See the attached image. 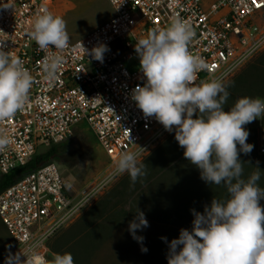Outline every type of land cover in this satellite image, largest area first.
Segmentation results:
<instances>
[{
	"label": "built area",
	"instance_id": "built-area-1",
	"mask_svg": "<svg viewBox=\"0 0 264 264\" xmlns=\"http://www.w3.org/2000/svg\"><path fill=\"white\" fill-rule=\"evenodd\" d=\"M113 16L64 50L39 49L28 33L37 14L53 13L52 0H0V47L23 61L34 79L30 101L23 111L0 128L14 142L0 151V174L29 161L40 147L69 140L85 125L107 159L104 175L79 193H71L56 163L45 164L0 192V223L11 237L10 255L25 252L30 244L48 252L49 240L71 223L120 174L115 161L126 151L142 158L166 133L155 117L146 118L132 100L144 86L140 66L130 70L125 62L138 54L135 45L154 28L166 27L173 17L189 23L195 38L193 55L208 67L194 82L213 79L222 83L264 47V0H109ZM106 45L103 62L87 55ZM60 56L55 82L44 79L42 65ZM263 151V149H262ZM85 193L89 203L85 202ZM26 258L21 255V261Z\"/></svg>",
	"mask_w": 264,
	"mask_h": 264
},
{
	"label": "clouds",
	"instance_id": "clouds-1",
	"mask_svg": "<svg viewBox=\"0 0 264 264\" xmlns=\"http://www.w3.org/2000/svg\"><path fill=\"white\" fill-rule=\"evenodd\" d=\"M28 35L41 50H64L69 43L65 20L47 9L37 14ZM195 35L189 23L173 17L166 27L150 30L135 45L146 82L133 90L132 100L146 118L155 117L166 131L175 132L184 157L200 170L205 183L224 186L228 193L226 199H213L203 213L192 210L191 231L181 229L179 238L170 242L168 264H264L261 171L257 168L245 179L244 163L239 159L240 153L253 150L246 143L249 131L244 126L264 118V98H239L226 112L230 93L221 81L194 83L197 73L208 67L203 57L189 51ZM83 49L101 63L109 50L106 45L94 47L91 53ZM61 64L60 56L48 57L42 65L44 79L55 82ZM33 84L23 61L0 47V122L25 109ZM13 142L10 132L0 128V151ZM139 157V152L126 151L115 161V170L127 173L133 184L146 175ZM84 195L81 208L90 200ZM136 212L129 232L142 243L144 238L136 231L149 225L144 213ZM39 248L30 244L25 252L9 255L5 264H74L71 253H52L48 259ZM21 255L26 259L21 261Z\"/></svg>",
	"mask_w": 264,
	"mask_h": 264
},
{
	"label": "rangeland",
	"instance_id": "rangeland-1",
	"mask_svg": "<svg viewBox=\"0 0 264 264\" xmlns=\"http://www.w3.org/2000/svg\"><path fill=\"white\" fill-rule=\"evenodd\" d=\"M52 2L53 13L65 20L71 41L83 38L114 14L109 0ZM125 66L135 70L140 66L139 57L125 62ZM223 84L230 93L226 112L239 98H264V47ZM244 127L249 131L246 143L254 146L250 153L239 156L244 163V178L259 169V184L264 187V118ZM237 147L239 149V145ZM39 150L46 149L40 147ZM140 160L145 165L146 175L135 184L127 173L111 181L71 223L49 240L48 259L52 258V253H71L74 264H133L134 251L122 250L130 251L135 245V239L126 228L135 219L137 209L149 215L145 218L152 228L158 227L156 221L161 218L176 216L179 223L187 222L185 226L190 229L188 222L194 220L193 209L203 213L213 199L227 198L224 186L209 185L201 179L200 170L184 157V149L175 140L174 131H166ZM54 163L69 191L75 194L104 175L107 159L87 127L79 125ZM260 204L264 207V200ZM139 231L144 232V229ZM13 247L11 237L0 223V264H5ZM168 254L162 264H168Z\"/></svg>",
	"mask_w": 264,
	"mask_h": 264
},
{
	"label": "trees",
	"instance_id": "trees-1",
	"mask_svg": "<svg viewBox=\"0 0 264 264\" xmlns=\"http://www.w3.org/2000/svg\"><path fill=\"white\" fill-rule=\"evenodd\" d=\"M65 143L66 141L57 142L49 146L43 147L44 149H46L43 152H40L39 150L40 148H39L37 149L36 153L32 156V158L29 161H27L23 166L17 167L5 174H0V192L6 189L7 187L11 186L12 184H14L16 181H18L27 173L45 164L58 160L59 157L61 156L62 148ZM145 215L149 216L148 214ZM156 223H158L157 224L158 227L152 228L150 227L151 223H149L150 225L144 228V232L139 230L136 231L137 236H141L144 238L143 242L142 243L140 242L141 244H136L137 240H135L134 241L135 245H133V249L130 248V251L126 249L122 250L130 253L134 251L133 264H162L163 257L165 256V254L169 253L170 242L173 239L179 238L181 229H187L191 231L192 228V223H190V221L188 222L189 225L191 226V228L189 229L185 226L187 222L183 224L179 223L176 216L174 218L172 217L161 218L160 220L156 221ZM167 226L168 228H166ZM126 229L129 230V226ZM162 238H166V239H162ZM142 248H147V252H143Z\"/></svg>",
	"mask_w": 264,
	"mask_h": 264
}]
</instances>
